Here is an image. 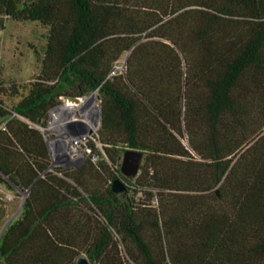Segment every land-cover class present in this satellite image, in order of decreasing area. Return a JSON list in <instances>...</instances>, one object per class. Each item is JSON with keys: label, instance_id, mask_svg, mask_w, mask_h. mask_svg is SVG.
I'll list each match as a JSON object with an SVG mask.
<instances>
[{"label": "trees", "instance_id": "16d2710c", "mask_svg": "<svg viewBox=\"0 0 264 264\" xmlns=\"http://www.w3.org/2000/svg\"><path fill=\"white\" fill-rule=\"evenodd\" d=\"M7 20L47 36L26 93L0 87V185L27 193L2 264H264V0H0ZM94 92L102 150L53 168L38 127Z\"/></svg>", "mask_w": 264, "mask_h": 264}, {"label": "rangeland", "instance_id": "374dc122", "mask_svg": "<svg viewBox=\"0 0 264 264\" xmlns=\"http://www.w3.org/2000/svg\"><path fill=\"white\" fill-rule=\"evenodd\" d=\"M46 36L47 28L40 23L6 21L4 30H0V87L8 88L10 86H16L20 88L21 94L26 93V85L33 82L41 70L46 46ZM126 57L127 55L123 56L115 66H123V70L120 71L121 73L125 71ZM93 96V102L88 105L89 107L87 106L88 109L82 110L79 107L71 111L62 112L56 122L52 119L50 112L48 113L45 127H43L45 130L41 132L48 145L53 168H71L60 165L58 160L52 157L51 152V144L65 143L68 135L74 133L70 126L71 123H90L91 128L88 131V143H94L98 150H102V145L97 141L98 131L100 129L101 100L97 92H94ZM88 97L90 95L83 98ZM62 103L61 100L56 107L62 105ZM66 106L72 108L74 105L67 103ZM38 128L40 130L42 127ZM182 142L186 145V139H183ZM90 156L83 155V160L79 166L76 168L72 167V169L81 167ZM121 176V173H119L118 177ZM128 179L124 178L123 180L129 190ZM16 192H10L0 185V231L3 229L6 220L10 221L19 215L23 201L27 196L26 192L19 190ZM0 264H2L1 260Z\"/></svg>", "mask_w": 264, "mask_h": 264}, {"label": "built area", "instance_id": "2783aa9c", "mask_svg": "<svg viewBox=\"0 0 264 264\" xmlns=\"http://www.w3.org/2000/svg\"><path fill=\"white\" fill-rule=\"evenodd\" d=\"M122 70H123V66L114 67V69L110 73V76H113L117 72H120ZM61 100L63 102L62 105L50 111V115L55 122L62 112H67L69 110L71 111L73 109L79 108V106L76 104H73L74 106H72V108H68L66 104L67 103L69 104L70 102L67 100V98H62ZM79 123L76 122L70 124L74 133L68 135V138L65 143L61 142L60 144L59 143L51 144L52 157L54 159H57L60 165L76 168L82 162L83 155L84 156L92 155V149L88 143L89 142L88 131L90 130L89 127L91 128L90 123L88 124H84V122H79ZM87 125H89V127ZM40 130L43 132L45 129L41 128ZM95 159L96 158H94L93 160Z\"/></svg>", "mask_w": 264, "mask_h": 264}, {"label": "water", "instance_id": "95a60500", "mask_svg": "<svg viewBox=\"0 0 264 264\" xmlns=\"http://www.w3.org/2000/svg\"><path fill=\"white\" fill-rule=\"evenodd\" d=\"M92 95L93 93L90 96ZM82 99L83 98H67V100L70 103H73L76 105H78ZM99 99L101 100L100 97ZM142 158H143V153L140 151L126 150L124 152L123 157H122L121 167H120V173L122 176L117 177L112 183V190L114 193L120 194V193H125L128 191L127 185L124 183L123 179L131 178L138 174L140 166H141ZM10 221L7 222L6 226L8 225ZM5 227L3 228V230L5 229ZM3 230L1 231L0 236ZM75 264H90V262L87 256L83 254V255H80L76 259Z\"/></svg>", "mask_w": 264, "mask_h": 264}, {"label": "bare ground", "instance_id": "6f19581e", "mask_svg": "<svg viewBox=\"0 0 264 264\" xmlns=\"http://www.w3.org/2000/svg\"><path fill=\"white\" fill-rule=\"evenodd\" d=\"M93 98H94V96L92 95V96H90V97H88V98H83L82 100H81V102L78 104V106L80 107V108H82V110H85L86 108H87V106L91 103V102H93ZM70 105H73V104H70ZM89 107V106H88ZM88 109V108H87ZM90 109V108H89ZM84 124H87V123H84ZM88 127H89V125H87ZM89 129H90V127H89Z\"/></svg>", "mask_w": 264, "mask_h": 264}]
</instances>
